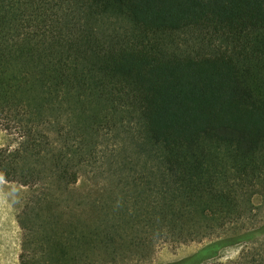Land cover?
I'll return each instance as SVG.
<instances>
[{
  "label": "trees",
  "instance_id": "1",
  "mask_svg": "<svg viewBox=\"0 0 264 264\" xmlns=\"http://www.w3.org/2000/svg\"><path fill=\"white\" fill-rule=\"evenodd\" d=\"M0 128L34 264H264V0H0Z\"/></svg>",
  "mask_w": 264,
  "mask_h": 264
},
{
  "label": "rangeland",
  "instance_id": "2",
  "mask_svg": "<svg viewBox=\"0 0 264 264\" xmlns=\"http://www.w3.org/2000/svg\"><path fill=\"white\" fill-rule=\"evenodd\" d=\"M17 140L13 134L0 128V148L16 146ZM106 181L102 178L93 179L91 175L81 176L80 180L74 188L80 193H87L89 191L100 189V193H104L106 189ZM89 190V191H88ZM109 191L105 194H108ZM30 195V190L16 182H8L0 177V264H34L32 261L33 254L35 256H43L42 247L45 248L46 241L43 240V231L38 227H34L35 233L32 238L35 241L26 237V230H23L19 224V216L26 204V201ZM95 195V194H94ZM253 204L256 206L261 205L262 199L260 196L255 195L252 199ZM256 217L252 221L247 222L246 227H259L264 224V201L261 208H257ZM94 211L88 205H81L77 207V214L86 219ZM25 216L21 215V220H24ZM27 217V216H26ZM53 217H46V214L42 215L41 220H50ZM29 224V223H28ZM30 226V224L28 225ZM211 238H205L202 241H192L188 243H172L160 241L155 247L152 254L143 261V264H163L178 260L182 257L190 255L208 243ZM249 245L246 243L236 244L224 248L218 254V257L211 262H234L240 257V254Z\"/></svg>",
  "mask_w": 264,
  "mask_h": 264
},
{
  "label": "bare ground",
  "instance_id": "3",
  "mask_svg": "<svg viewBox=\"0 0 264 264\" xmlns=\"http://www.w3.org/2000/svg\"><path fill=\"white\" fill-rule=\"evenodd\" d=\"M1 200V199H0Z\"/></svg>",
  "mask_w": 264,
  "mask_h": 264
}]
</instances>
